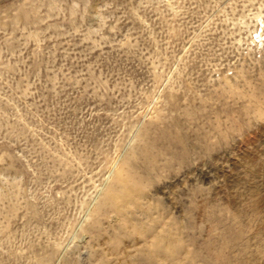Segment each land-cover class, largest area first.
Listing matches in <instances>:
<instances>
[{"label": "rangeland", "instance_id": "374dc122", "mask_svg": "<svg viewBox=\"0 0 264 264\" xmlns=\"http://www.w3.org/2000/svg\"><path fill=\"white\" fill-rule=\"evenodd\" d=\"M0 264H264V0H0Z\"/></svg>", "mask_w": 264, "mask_h": 264}]
</instances>
